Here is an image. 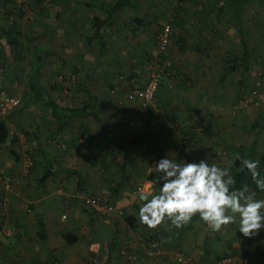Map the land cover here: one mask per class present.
<instances>
[{"label":"rangeland","instance_id":"1","mask_svg":"<svg viewBox=\"0 0 264 264\" xmlns=\"http://www.w3.org/2000/svg\"><path fill=\"white\" fill-rule=\"evenodd\" d=\"M27 1L12 0L8 8L17 10L11 18H17L21 32L25 34L31 30L39 37V42L54 55L49 56L42 68L43 74L38 79L46 90L45 93H48L52 100L69 108L80 106L82 101H85V95L79 93L77 88L72 87V84L67 81L70 75L69 68L78 66L89 77L85 84L87 94L94 99L93 106L101 119L107 122L112 129L153 131L156 124L149 122L146 109L141 106L133 91L146 84L151 70L156 67L161 70L160 83L166 81L165 78H169L166 76L169 73H166L168 65L173 64L178 74L176 76L173 71L172 79L169 78L168 82H165L167 87L165 89L160 87L156 92L155 114L159 116L161 124L166 126L171 125L168 123L170 117L175 122L178 119L177 122L187 130L189 128L191 130L193 123L203 124L207 120L211 122L212 129L197 136L196 129L192 128L191 135H188L185 141L176 123L175 126L172 125L175 129L174 143H169L165 139L139 140L137 145L130 148L132 162L127 165L129 187L115 200L111 199L107 186H114L119 182L123 161L116 156L109 155V151H105L98 159L101 160V157H104L103 160L113 165L108 166L104 171L101 169L104 167L98 166L93 174L85 176L81 166L90 165L86 157L87 153L84 152L87 151L84 149L86 137L82 142H77L72 152L69 151L70 160H65L64 150L68 147L62 142L63 139L67 140L75 134L78 135L76 126L79 121L73 119L70 125L73 130L63 132L55 139L48 134L49 128L42 127L41 146L51 151V155L57 154L58 158H62L61 166L65 169L79 167L82 170L79 174L85 176L86 181L85 185H82L83 191L76 188L75 191H71L69 184L61 187H66L67 190L57 195L55 190L48 192L47 195L51 194L49 204L41 205L44 191L36 190L34 187L36 173L32 170L33 166L28 165L30 161L27 156L30 148L21 135L25 131H32L33 122L39 121V112H41L38 111L37 106H32V104L28 106L29 90L25 75L31 70L30 56L26 53L24 66H18L16 69L17 64L13 59V54L8 48H3L0 102L7 103L14 95L13 98L19 102L18 108L3 115L11 131L18 134L19 142L15 146V151L20 158L19 161L16 162L7 150H0V227L11 232L7 245L12 243L15 224L22 222L24 228L26 223L33 226L35 213L48 222L49 217L52 216L51 219L57 221V225L62 223L59 220L60 217L64 220L68 218L69 227L75 226L77 228L75 231L81 239L76 246L77 250L81 249L87 255L84 262L88 264H96V262L89 258L88 251L83 246L84 242L92 237L90 232L95 231L101 225L115 228L114 219L119 220L116 226L119 247L124 243L126 247L135 250L140 237L133 238L134 234L130 233L121 218H117V213L96 214L91 202L100 205L111 202L117 210L133 212L134 201L138 199L141 191L152 193L150 184L144 182L143 179L146 171L156 164L155 153H160L163 158L171 155L172 159L180 163L183 161L198 163L207 158L209 164L226 168L228 159L224 146L232 143L235 145L242 143L248 146L255 136L258 137L255 148L258 152H264V78L260 75L264 71V41H262L264 39V0H258V2L251 0L243 17L245 31L250 34L245 43L251 51L252 70L250 73L243 74L239 71L225 81H221L220 72L223 69L221 59L237 44L234 42V37L226 32L227 25L221 18L212 20L213 17H217L216 12L209 20V26L204 22L200 23L198 18V15L200 16L212 5L213 0H190L184 3L182 9L188 16H184L180 12V6L179 8L176 6L178 0H136L135 7L125 9L117 17L112 32L105 38L108 49L103 55L99 54L96 49L87 50L78 45L80 44L79 36L83 33L82 22L91 14V11L85 7L88 0H48L49 7L46 9H50L49 12H40L37 7L30 10ZM56 7L60 11L57 20L54 15ZM18 10L25 13L23 17L16 16ZM4 13L0 6V23L3 27L6 25ZM136 17L141 19V24L135 22ZM174 18L181 19L187 22L188 27L190 26L185 35L187 47L191 49L193 43H203L202 48L205 50L201 55L192 51L186 53L180 51L177 38L182 33V29L180 25H174ZM165 26L170 28L172 37L169 45L161 49L159 34ZM197 34L202 37H195ZM17 40L22 42V36ZM114 55L117 60L114 59ZM16 73H19L18 77L15 76ZM164 73L165 76H163ZM184 75L189 79L186 86L181 83L185 79ZM241 77L243 78L241 89L244 93L243 98L238 99L239 88L234 84ZM57 84L62 88L61 91L58 90ZM50 87H54V90H50ZM55 125L56 123L53 127ZM22 127L23 130H21ZM82 152L85 154L84 158L81 156ZM261 169L264 170V167ZM69 178L73 185L76 178L73 179L71 176ZM250 191L248 190L247 194H253L255 199H264V191L260 194ZM68 200H72V204L65 206ZM30 205L33 207H29ZM38 205L40 211L36 212ZM28 227L29 225L26 228ZM48 227L55 229L54 225L48 224ZM159 228L162 227H156L157 230H160ZM90 229L93 230L90 231ZM237 230H239L238 221L223 226L218 232H213L211 229L208 232L210 239L214 241L211 246L217 247L223 259L228 257L225 254L232 255V252H237L232 256L235 257V263L244 262L239 254H243V248L246 246L242 240L234 238ZM206 234L201 223L195 224L180 238L175 233L173 234L171 228L166 227L161 236L168 238V241L159 245V254L150 252L147 259H138L134 255L131 258L123 257L117 261L114 259L117 254L113 251L109 254L108 263L212 264L214 263L212 249H209V255H204L205 248H209L204 242ZM23 235L24 232L21 233V241L13 245L19 263L28 264L37 259L41 263L55 264L57 259L50 256L48 260L49 256L46 257L42 252V243L39 240L37 241L34 236L28 238ZM106 235L103 229L97 236L104 246L109 243ZM4 247H0V258L6 261L3 264L11 262L12 259L9 253L4 252ZM96 258L100 256L97 254Z\"/></svg>","mask_w":264,"mask_h":264},{"label":"trees","instance_id":"2","mask_svg":"<svg viewBox=\"0 0 264 264\" xmlns=\"http://www.w3.org/2000/svg\"><path fill=\"white\" fill-rule=\"evenodd\" d=\"M12 0H0V6L4 10V18L6 19V25L3 27L0 23V72L2 70L3 64L1 60L3 59L4 52L3 48H8L13 54V59L18 66H24V62L26 60V53H29L30 61L29 65L31 66V70L26 73V83L27 88L29 90V103L28 106L32 104V106H37L39 109V121L33 122V129L32 131H23L24 133L21 134L27 144H29L30 151L28 152V160L32 164V170L35 171L37 178L35 182L37 186H43L49 179L53 178L54 170L58 167V163L56 161L57 156L51 155L49 150L43 148L40 144L41 141V134H42V127L49 128L48 134L53 139L60 137L63 132H67L73 130L70 126L71 121L73 119L78 120L79 123L76 126L79 129L78 135L75 134L74 137L68 138L67 140L63 139V143L68 147L64 150V152L70 149H75L77 142H82L83 138L87 136V147L98 150V154H87L91 156V158L96 159L105 151H109V155L116 156L123 161V165L121 166V178L119 182H117L114 186H107L109 194L111 195V199H115L120 195L121 192L127 190L129 184L128 174H127V165L132 162V157L130 154V148L138 144L139 140L143 139H150L153 141L159 140H167L169 143L175 142V133H174V126L176 125L177 120L170 119L168 123L171 124L169 126L163 125L160 122V118L154 112V107H156L157 102V94L154 97V106H145L143 108L146 109V114L149 122L153 123L156 128L153 131H134L130 129H112L107 122L103 121L99 114L97 113L95 107L93 106L94 99L87 94V86L85 82L89 80V77L84 74L83 70L78 67H70V75L67 78L72 84V87L77 88L79 93H83L85 101H82L80 106L69 108L66 106L61 105L60 103L52 100L48 93H45L43 85L38 81L39 77L43 74V67L47 63L49 56H54L53 53L46 47H44L39 42V37L34 35L31 30L25 34H23L20 30L19 23L17 18H11L13 13H16L17 10H11L9 4ZM27 1V0H24ZM55 1V0H54ZM190 0H178L176 6L179 8L180 12L184 16H188L186 11L182 9V5ZM258 2V0H256ZM28 5L30 10H34V8H38L40 12H49L50 9H46L49 7L47 4L48 0H28ZM251 0H213V3L210 7H208L202 14L199 16V22L203 24V22L209 26L210 21L212 19V15L216 12L217 17H213L212 20H216L217 18H221L227 25L226 32L229 35L234 37V42L237 44L235 48L229 52L225 57H223L222 65L223 69L220 72L221 81H225L231 76L239 71L243 73H250L252 70L251 64V51L249 47L246 45L245 40L250 37V34L245 31L244 25V13L246 9L250 6ZM136 0H88L85 3V7L91 11V14L88 15L82 22L83 33L79 36V46L83 47L84 49H96L98 50L99 54L103 55L107 51L108 44L105 41V38L112 32L113 27L115 26L117 17L119 13L123 10L135 7ZM45 6V8L43 7ZM55 13V20H57L60 16V11L56 7L54 9ZM18 14L16 15L18 18L23 17L25 13H22V10H18ZM22 13V15H21ZM137 14V13H136ZM57 18V19H56ZM175 19L174 25H180L182 29V33L177 38L178 47L182 53H186L192 51L195 54L202 53L203 43H193L192 50L187 47V41L185 38L186 33L188 32V25L187 22L182 21L181 19ZM135 22L141 24V19L135 18ZM198 22V23H199ZM31 32V33H30ZM198 33V32H197ZM22 36L23 41L18 42V37ZM202 37V35H195V37ZM264 38V35H263ZM261 40V39H259ZM264 41V39H262ZM114 59L116 56L114 55ZM259 61V60H256ZM176 68L173 67V64L168 65V76L171 78V73L174 71L176 76L178 74L175 71ZM21 71V70H20ZM262 78H264V71L260 74ZM16 77L19 76V73L15 74ZM165 76V73L164 75ZM169 78H165L166 81ZM184 81L181 82L183 86H186V83L189 82L187 76L184 75ZM183 80V79H180ZM242 80L241 77L237 83L234 84L237 88H239V93L237 94L238 99L243 98V91L242 87ZM165 80L160 83L158 89L167 87L165 85ZM17 82V81H16ZM168 82V81H167ZM18 83V82H17ZM112 85V84H111ZM58 90L61 91L62 88L57 84ZM241 89V92H240ZM50 90H54V87H50ZM158 91V90H157ZM162 92H160L161 94ZM15 96V95H14ZM12 96L10 99H12ZM19 107V102L17 106L12 108L11 111L7 112L5 115L11 113L13 110ZM42 113V114H41ZM111 123V119H109ZM56 123L55 127L53 124ZM90 124L93 125L94 133L90 131ZM179 130L181 129V134L183 135L185 141L188 135H191L193 129H196V135H203L209 132L212 129V124L210 121H206L203 124L200 122L193 123V126L190 130H187L186 127L182 126V124L177 125ZM23 130V127L21 128ZM188 132V133H187ZM258 137L255 136L252 143L248 146L239 143L238 145L235 144H228L225 147L227 152V163L228 167H230V174L234 177L235 184L234 188L239 190L241 188H246L247 191L251 190L250 192L254 193H262V191L256 186V181L252 178L250 172L246 169H243L242 161L244 159H251V160H259V165L257 171L260 173L258 179H264V170L261 168L264 167V152H258L255 148L256 143L258 142ZM19 142L18 134L11 131L8 122L6 121L5 117L0 113V150H7L12 156V158L18 162L19 157L17 152L15 151V146ZM154 149V148H153ZM155 161H159L163 156L160 153L154 154ZM60 159V158H59ZM104 161H101V163ZM90 163H92L90 161ZM94 163V162H93ZM110 165H113L112 163ZM109 165V166H110ZM155 166V165H154ZM106 169V168H105ZM146 175H144V182L151 185L152 193H158L159 188L161 186V182H156L158 180V173L155 171V168L152 167L148 171H146ZM1 174V172H0ZM77 175V185L82 186L84 181L80 174L74 173ZM102 204V203H101ZM106 206H112L114 208V203L108 202L103 203ZM1 206V204H0ZM134 211L128 213L127 211H123L121 209H115L113 213H117V218H121V221L125 223L130 231L134 234L133 238L140 237L138 247L133 250L132 248L126 247L124 243L121 244L119 247L118 244V237H117V230L116 226L119 223V220L116 221L114 219L115 228L108 227V225H101L100 227L96 228L93 231L90 229L91 238L86 240V249L90 255L94 254L93 256L89 255V258L93 259L97 257V254L100 258L96 259V264H108L109 254L110 252H116L117 258L116 260L119 261L120 258L128 257L131 258L132 256H136L138 259H147L149 257L150 252H155L158 250L159 245L168 241V238H163L161 235L164 232L166 227L171 228L173 234L175 233L179 238L187 231L191 230L195 224L201 223L206 231L205 236V248L204 255H209V249H212L211 253L214 257V263L212 264H222L224 260H228L225 263L230 264H264V230H262L258 235L248 238L244 237L242 234L239 233V230L235 231L234 238L238 240H242L245 243V248H243V254H239L240 259H244L238 263H235V254L237 252H232V255L227 253L225 254L226 259L222 258L220 255V251L217 250V247H212L213 240L209 237V230L210 228L206 226L204 222H202L198 216L193 217L192 221L187 225H184L181 228L174 227L170 221H165L161 225L162 228L157 230L156 228H149L144 225L138 215L139 208L141 206V201L136 199L134 201ZM33 207V206H29ZM96 214L102 215V213H98L94 210ZM32 213V212H31ZM104 215V214H103ZM116 218V217H115ZM27 221H25L26 223ZM33 226L31 224H25V228L23 227V223L20 222L19 224H15V233L13 235L12 243L7 245L1 246L4 247V252L9 253L12 256L11 262H7L5 264H21L16 256V252L14 246L16 243L21 241V233L24 232V236L31 237L34 236L35 239L45 243L47 238V231L46 226L41 220V217L38 214L33 215ZM29 225L28 228H26ZM1 226V225H0ZM33 229V230H32ZM105 230V233L108 236V242L106 246L103 245L102 240L98 239V233L102 230ZM0 230L1 227H0ZM22 231V232H21ZM32 231V232H31ZM28 232V233H27ZM31 233V234H29ZM33 233V235H32ZM129 235V234H127ZM169 236V235H168ZM61 237L66 246H72L79 241V235L77 231L73 232H62ZM128 239H131L128 237ZM120 243V242H119ZM161 246V245H160ZM122 248H125L122 250ZM92 253V254H91ZM125 255V256H124ZM242 257V258H241ZM50 257H48L49 260ZM135 259V258H134ZM3 258H0V264H3ZM223 263V264H225ZM28 264H45L39 262L37 259L32 260ZM55 264H61L60 261L57 259ZM85 264H88L85 262Z\"/></svg>","mask_w":264,"mask_h":264},{"label":"clouds","instance_id":"3","mask_svg":"<svg viewBox=\"0 0 264 264\" xmlns=\"http://www.w3.org/2000/svg\"><path fill=\"white\" fill-rule=\"evenodd\" d=\"M259 163L251 159L242 161L243 169L264 191V179H258ZM154 168L159 174L156 182L162 181L159 192L139 194L138 215L147 227L156 228L170 221L179 229L198 216L213 232L237 221L244 237H254L264 230V199H255L246 188L236 190L230 167L209 164L207 158L198 163H180L170 155L157 161Z\"/></svg>","mask_w":264,"mask_h":264},{"label":"crops","instance_id":"4","mask_svg":"<svg viewBox=\"0 0 264 264\" xmlns=\"http://www.w3.org/2000/svg\"><path fill=\"white\" fill-rule=\"evenodd\" d=\"M90 128H91L90 131L92 133H94L93 125L92 124H90ZM78 133H79V129H78ZM95 136H96V134H95ZM85 137H86V139L84 141L85 142L84 143L85 144L84 149L87 150V151H84V152L87 153V154H94V153H95V155L98 154V150L87 147V143H88L87 136H85ZM70 151L72 152V149H70ZM67 152L66 151L64 152V154H65L64 156L66 157L65 160H70V158H68L70 155ZM84 152L81 153V156L83 158H84V155H85ZM106 152H108V151H106ZM59 154L61 155L62 153H59ZM87 154H86V157L88 158L90 165H88V164L86 166L85 165H82L81 167L83 168V172H82V170L79 169V167H77V168L75 167V168H72V169H65L64 167L61 166V159L62 158L59 159L58 156H57V154L55 155V156H57L56 161L58 163V167L59 168L56 167V169L54 170V176H53V178L49 179L43 186H40V187L37 186V184H36V182L34 180V187H35V189L36 190H43L44 191V197L42 199V203L43 204H41V205H44L45 206V205H48L49 204V202H50L49 201V196L51 194H49V195H47V194H48V192H50L52 190H55V194L57 195L58 193H61L62 191H66L67 190L66 187H64V188H61V187L66 186V185H69V184H70V190L71 191H73V190L75 191L76 189L77 190H82L83 187L82 186L80 187V186L77 185V182H78L77 175H75L74 173L79 174L80 171H81L86 176V175L93 174V172H95L94 170H97L98 169L97 168L98 166L99 167H104V168H101L102 171H104L105 168H107L111 164L109 161L103 160L104 157H101V160H99L98 157L96 159H93V158H91V156H88ZM90 161L92 163H90ZM101 161H104V162L101 163ZM70 176L73 179L76 178V182L73 185L70 183V178H69ZM85 176H82L81 175V177H82V179L84 181L83 183H85V181H86ZM36 178H37V175H36ZM71 182H72V180H71ZM83 185H85V184H83ZM59 188H61V189H59ZM65 204H66L65 206H68L69 204H72V200L66 201ZM36 209H37L36 212H38V210L40 211V206L38 205V207ZM34 212H35V210H34ZM51 217L52 216L49 217V220H50L49 222H48V220H44V218L41 217V220L45 224L46 231H47V238L45 240V243L39 241L40 243H42V246L41 247H42V252L44 253V255L46 257L47 256H49V257L50 256H54L55 259L60 260V263L61 264H85L84 260L86 259L87 255L85 253H83V251L81 249L80 250H77V247H76L80 243V241H81L80 237H79V241L77 243H75L74 245H72V246H66L65 243H64V241H63V239H62V237H61V233L62 232H64V231L65 232L66 231L67 232H70V231L73 232L77 228H75V226L69 227L70 222H69V219L68 218H66L64 220L62 217H60L59 220H61L62 223H64L65 225L62 224V223H60V224L57 225V223H56L57 221H54V219H51ZM48 224L50 226L51 225H54L55 229L49 228L48 227ZM83 246L85 247V250H86V242H84V245ZM83 246H82V248H83ZM66 247H69V248H66ZM115 254H116V252H115ZM88 255H90V253H88ZM93 255L94 254H92L90 256H93ZM116 258H117V255L114 257V259H116ZM96 259H97L96 257L93 258L94 261H96ZM118 263L115 262L114 264H118ZM108 264H112V263H108Z\"/></svg>","mask_w":264,"mask_h":264},{"label":"built area","instance_id":"5","mask_svg":"<svg viewBox=\"0 0 264 264\" xmlns=\"http://www.w3.org/2000/svg\"><path fill=\"white\" fill-rule=\"evenodd\" d=\"M172 37V32L168 26H165L161 29L160 34H159V47L161 49L166 48L169 43L170 39ZM161 70L159 68L152 69L148 80L146 84L138 89H135L133 91L134 96L140 101L141 106H154V97L156 95V92L158 90V87L160 85V80H161ZM18 101L15 98H12L8 100L7 103L0 102V113L1 115H5L7 112L11 111L12 108L17 106ZM29 161V160H28ZM28 165L31 166L32 164L28 162ZM92 207L94 208L95 211L98 213L103 214H110L115 211V207L113 208L112 206H106L103 204L99 203H93L91 202ZM11 236V232L7 229H2L0 230V247L5 245L8 242V239ZM156 255L160 253V250L155 251ZM228 260H224L223 263L227 262Z\"/></svg>","mask_w":264,"mask_h":264}]
</instances>
